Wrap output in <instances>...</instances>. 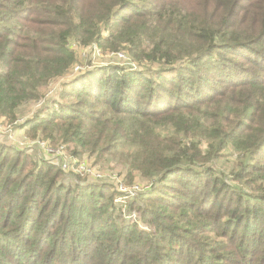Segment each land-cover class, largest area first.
<instances>
[{
    "label": "trees",
    "instance_id": "16d2710c",
    "mask_svg": "<svg viewBox=\"0 0 264 264\" xmlns=\"http://www.w3.org/2000/svg\"><path fill=\"white\" fill-rule=\"evenodd\" d=\"M54 80L27 135L152 187L128 220L0 135V264H264V0H0V122Z\"/></svg>",
    "mask_w": 264,
    "mask_h": 264
},
{
    "label": "built area",
    "instance_id": "2783aa9c",
    "mask_svg": "<svg viewBox=\"0 0 264 264\" xmlns=\"http://www.w3.org/2000/svg\"><path fill=\"white\" fill-rule=\"evenodd\" d=\"M123 56V55H120ZM53 90H48L45 97L39 99L36 106H44L46 99L53 93ZM17 120L15 123H18ZM11 128V125H9ZM3 130V126L0 124V132ZM27 146L24 149L34 151L39 149L42 151L45 158L59 164L64 172L69 176L78 175L80 177H89L90 179H106L114 182L116 191L115 203L125 218L131 221H138L139 214L136 211H131L130 202L139 195H146L152 187V183L146 185L143 184H127L121 179L116 172L113 171H101L92 166L89 160H86L84 156H76L64 144L54 145L50 141L41 138L40 136L35 139L26 138ZM23 148V147H22Z\"/></svg>",
    "mask_w": 264,
    "mask_h": 264
},
{
    "label": "rangeland",
    "instance_id": "374dc122",
    "mask_svg": "<svg viewBox=\"0 0 264 264\" xmlns=\"http://www.w3.org/2000/svg\"><path fill=\"white\" fill-rule=\"evenodd\" d=\"M98 49L97 48H87L82 50H79V53L82 56L81 59V63H79L78 65H80V67H82L83 69H89V68H98V67H102V66H106L111 64L114 61H118V62H124L121 61L120 59H124L123 57H121L119 55L118 56H114V54H100L98 53ZM126 65H129V63L125 62ZM135 66V65H134ZM72 71H70L67 74V78H71L72 75ZM60 80V79H59ZM59 80H54L53 83H51L48 87V90H53L55 91V89L57 88L58 84H59ZM43 106H36V105H26L23 108H21L17 114L18 116V124L17 123H11L12 121L10 120H3L0 122V124L3 126V130L0 132V135L3 137L2 139H4L3 141L6 142L9 145H15L18 146L22 149H24V147L27 146V143H25L28 139H35V138H31L30 136L27 135V129L25 128L24 124L25 122L33 117L34 115L38 114V112L41 111ZM9 125H11V128H9ZM41 137V136H40ZM43 138V137H41ZM37 152L39 154H41L42 151H40L39 149H34V152ZM68 151L70 152V150L68 149ZM43 155V153H42ZM44 156H47V154H45ZM82 156L86 157V160H89L90 162L95 161V157H90L87 154H83ZM228 161L224 164L225 167H230L232 165V157H228L227 158ZM110 160H112L111 156H107L106 159L103 161H100L98 163H100L104 168L109 169V167L111 165H109ZM109 171V170H107ZM91 181V180H89ZM69 182V181H68ZM142 182L141 184L146 185L148 184L147 181H139Z\"/></svg>",
    "mask_w": 264,
    "mask_h": 264
},
{
    "label": "crops",
    "instance_id": "0c3cea01",
    "mask_svg": "<svg viewBox=\"0 0 264 264\" xmlns=\"http://www.w3.org/2000/svg\"><path fill=\"white\" fill-rule=\"evenodd\" d=\"M38 155L43 156V155H42V152H41V154L38 153Z\"/></svg>",
    "mask_w": 264,
    "mask_h": 264
}]
</instances>
